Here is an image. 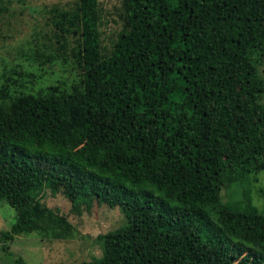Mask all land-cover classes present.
Returning a JSON list of instances; mask_svg holds the SVG:
<instances>
[{
	"label": "trees",
	"instance_id": "1",
	"mask_svg": "<svg viewBox=\"0 0 264 264\" xmlns=\"http://www.w3.org/2000/svg\"><path fill=\"white\" fill-rule=\"evenodd\" d=\"M110 53L100 0L54 10L62 55L82 70L70 90L0 87V200L7 242L76 236L45 189L79 213L97 201L127 223L83 264H264V213L250 192L223 203L242 172L264 170V0H121ZM241 172V173H240ZM210 230V231H209ZM13 264H25L18 258Z\"/></svg>",
	"mask_w": 264,
	"mask_h": 264
},
{
	"label": "rangeland",
	"instance_id": "2",
	"mask_svg": "<svg viewBox=\"0 0 264 264\" xmlns=\"http://www.w3.org/2000/svg\"><path fill=\"white\" fill-rule=\"evenodd\" d=\"M100 2L103 13L101 41L104 53H110L122 29L121 0ZM78 3L79 0H0V87L7 83L13 95L37 93L51 85L70 90L72 84L81 79L82 70L71 52L78 37L68 36L69 47L62 55L53 22L54 10L71 11ZM252 59L258 77L264 82V58L254 51ZM246 192H250L254 204L264 213V170L242 172L235 182L225 184L222 202L244 200ZM41 198L45 206L60 209L63 217L74 226L75 238L63 241L42 239L35 234L19 236L7 242L11 257L4 253L0 242V264H13L18 258L25 264L94 261L103 252L99 236L127 223L120 207L110 208L90 201L76 213L62 194L53 195L45 189ZM15 221V210L0 200V233L10 230Z\"/></svg>",
	"mask_w": 264,
	"mask_h": 264
}]
</instances>
